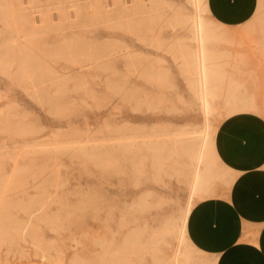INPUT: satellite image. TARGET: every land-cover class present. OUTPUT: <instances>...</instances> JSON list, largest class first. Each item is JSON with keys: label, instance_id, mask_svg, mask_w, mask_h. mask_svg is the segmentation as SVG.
Returning <instances> with one entry per match:
<instances>
[{"label": "rangeland", "instance_id": "rangeland-1", "mask_svg": "<svg viewBox=\"0 0 264 264\" xmlns=\"http://www.w3.org/2000/svg\"><path fill=\"white\" fill-rule=\"evenodd\" d=\"M12 1L0 0V264H157L190 201L196 264L217 260L224 246L201 242L217 240L216 204L233 205L235 177L218 159L225 172L192 197L189 146L232 115L229 85L240 111L264 115V100H248L264 66L263 0L242 26L205 12L225 78L209 119L179 51L198 50L194 0H124L126 23L111 20L112 0Z\"/></svg>", "mask_w": 264, "mask_h": 264}, {"label": "crops", "instance_id": "crops-1", "mask_svg": "<svg viewBox=\"0 0 264 264\" xmlns=\"http://www.w3.org/2000/svg\"><path fill=\"white\" fill-rule=\"evenodd\" d=\"M262 0H209L212 17L227 26H242L255 20ZM211 2V3H210ZM264 3V0H263ZM264 64V62H263ZM252 81L260 92L248 100H264V66ZM220 162L234 175L233 205L218 201L215 241L222 244L217 264H264V115L239 111L222 122L216 133ZM230 156V157H229ZM213 206H204V209ZM210 212H213L212 210ZM257 229L244 234L246 227ZM220 250V249H219Z\"/></svg>", "mask_w": 264, "mask_h": 264}, {"label": "bare ground", "instance_id": "bare-ground-1", "mask_svg": "<svg viewBox=\"0 0 264 264\" xmlns=\"http://www.w3.org/2000/svg\"><path fill=\"white\" fill-rule=\"evenodd\" d=\"M30 1L32 2L34 0H29V2ZM8 2L9 1H7V3ZM12 2H14V0ZM194 2H195V9L197 11L196 19L194 22V25L197 30L196 32V38L198 41V50L196 51L197 55L196 53H194V49L191 44H185V43L181 44L179 51L180 53L183 54L184 60L187 62L188 66L189 65L197 66V69L199 72L198 81L200 85V99H201V103L204 108V111L207 115V118L209 119V115H213L212 112L216 110L215 100L223 92L225 78L221 75V72H220L221 58L218 55V48H217V40L219 37H218V34L216 33L213 23L210 20H208V18L205 16V12H211L209 0H194ZM112 3L114 4V7H112V10H111V13H112L111 20L114 23H117V22L124 23L126 18L129 17L128 9L124 3V0H112ZM139 4L141 6H144V4L142 3H139ZM152 5H154V9H157L158 3L155 0H152ZM8 10L9 9H7V11ZM184 20H185V24H187L189 21V18L185 17ZM7 26L10 27L9 24H7ZM8 48L11 50V47H8ZM111 49H112L111 54H114L115 52L118 51L119 48L117 46H113V48L111 47ZM110 74H111L110 76L112 77L111 84H112V87L114 88L117 86V71H115L114 64H112V69H111ZM191 83L194 87L197 85V82H195L193 79H191ZM239 99L240 97L238 95V89L233 88L232 86L229 85L226 89V100H227L228 109H229L230 114L235 115V116L239 115V111L241 110ZM209 122L210 121L208 120L204 131H202L201 141H200L199 146H197L198 143H196L195 140H193L194 142L190 143V146H189L190 150L188 149L189 155H190L189 159L190 160L192 159V161L196 162V167L193 171V176H191L192 177V183H191L192 184V187H191L192 197L196 193H200L201 191L205 193V191L210 187V183L212 179L218 175H222L225 172L223 168L215 167L216 161L219 159L221 143L217 140V137L214 136V134L216 133V132L213 133L215 128L212 130L213 126L212 127L210 126V124L212 125V122L211 123ZM189 141H192V140L190 139ZM186 144H183V145L181 144V145L184 146ZM147 146L151 148V146L145 145L147 150H148ZM155 147H152V149ZM184 147L188 148V145ZM184 147H182L181 150H183ZM157 149L155 148L156 153L159 150ZM176 149H178V147ZM148 151H151V150L149 149ZM171 151H173V149H171ZM150 154H154V153L150 152ZM171 155H172V152H171ZM183 156L184 158L186 157L185 154H183ZM187 157H189L188 153H187ZM192 207H193V202L190 201L183 216L180 217L179 222L172 223L170 225L171 226L170 230L174 233L173 237H175V239L177 240V247L175 248V251L171 256L162 257V259H159L157 264H196L197 261L195 260L194 253L196 251L201 252L200 250L201 248L199 249V247L195 245L196 243H194L189 238V235H188V221H189V215L191 213ZM3 227H4V224H3ZM160 239L161 238H159V240ZM163 241H165L166 243L168 240L166 241L165 239ZM80 249L82 248L80 247ZM82 262L84 264L85 261L82 260ZM209 262L210 264H217V260H209Z\"/></svg>", "mask_w": 264, "mask_h": 264}]
</instances>
